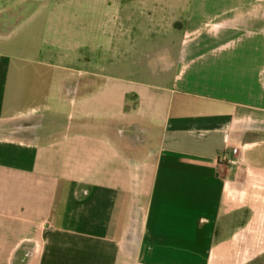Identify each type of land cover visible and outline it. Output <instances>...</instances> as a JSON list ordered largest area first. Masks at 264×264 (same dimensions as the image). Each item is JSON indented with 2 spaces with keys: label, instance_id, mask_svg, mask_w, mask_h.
I'll use <instances>...</instances> for the list:
<instances>
[{
  "label": "crops",
  "instance_id": "1",
  "mask_svg": "<svg viewBox=\"0 0 264 264\" xmlns=\"http://www.w3.org/2000/svg\"><path fill=\"white\" fill-rule=\"evenodd\" d=\"M15 1L0 264H264V0Z\"/></svg>",
  "mask_w": 264,
  "mask_h": 264
},
{
  "label": "rangeland",
  "instance_id": "2",
  "mask_svg": "<svg viewBox=\"0 0 264 264\" xmlns=\"http://www.w3.org/2000/svg\"><path fill=\"white\" fill-rule=\"evenodd\" d=\"M15 1V0H14ZM21 1H23V0H17V1H15L14 2V4L13 5H11V8H12V11H14L16 14H17V16L19 17V18H22V17H24V16H26V14L28 13L27 12V10H28V5H25L24 6V8L23 7H21L20 6V3H21ZM60 0H53V3H55V2H59ZM69 1H71V3H72V5L71 6H75L76 5V0H69ZM12 2V1H11ZM10 6V3L8 4L7 3V0H0V18H2V17H4V14H3V9H4V7H6V6ZM71 8V10H70V13H73L74 11H78V9L76 8V7H70ZM69 11V10H68ZM80 11V10H79ZM71 16H73V15H71ZM80 16L81 17H83L84 15L80 12ZM136 20V19H135ZM145 20V19H144ZM144 20L142 21V19L141 20H139V22L138 23H135V27H134V29H135V31H134V36L136 37V36H141V35H146L147 33H148V26L146 25L147 24V22H145L144 23ZM136 22H137V20H136ZM145 25H144V24ZM78 22H73L72 21V23H71V25H72V27H78ZM161 31V30H160ZM158 35H161V32H157V34H156V36H158ZM136 39V38H135ZM135 43H137L136 41H135ZM139 43V42H138ZM84 54V52H81L80 53V55H81V57H79L78 55H79V53L76 55V56H74V57H72L71 58V61H72V63L71 64H74V66H76V67H81V68H92V69H95L96 71H98L99 72V75H101V77H99V78H97L96 79V82H97V84H99V83H101V78L104 76V75H107V74H114V75H116V74H120L119 73V71L116 69V68H114V67H110L109 68V65L107 66V62L111 59V60H113L114 59V62H117V61H119V62H121V61H124V60H127V58H122V57H119V58H110V57H102V56H96V57H93V58H89V59H91L90 60V64H86L85 63V61H84V59H85V57H82V55ZM87 59V58H86ZM129 60H130V58H129ZM78 76H79V74L78 73H76V75H75V77H76V80H77V78H78ZM82 76V75H81ZM131 76L132 77H134V78H136V79H140V78H142V75L141 74H131ZM83 77V76H82ZM88 77V76H87ZM90 82H92L93 83V81H87L86 83L88 84V86L91 84ZM83 86V85H82ZM88 88H90V87H88ZM92 89V88H91ZM84 90H82V89H80L79 91H78V93H82ZM88 91V90H87ZM247 124V127L249 128V129H256V128H258L259 126H260V123H255V122H247L246 123ZM259 124V125H258ZM262 125V124H261ZM263 127H264V125H263Z\"/></svg>",
  "mask_w": 264,
  "mask_h": 264
},
{
  "label": "built area",
  "instance_id": "3",
  "mask_svg": "<svg viewBox=\"0 0 264 264\" xmlns=\"http://www.w3.org/2000/svg\"><path fill=\"white\" fill-rule=\"evenodd\" d=\"M238 150L237 149H234L233 150V154H237ZM231 163L235 164L236 163V160H231Z\"/></svg>",
  "mask_w": 264,
  "mask_h": 264
}]
</instances>
